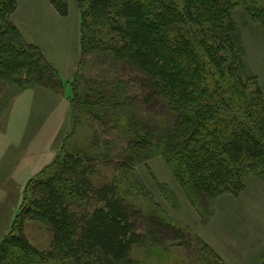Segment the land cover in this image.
<instances>
[{
	"label": "trees",
	"instance_id": "16d2710c",
	"mask_svg": "<svg viewBox=\"0 0 264 264\" xmlns=\"http://www.w3.org/2000/svg\"><path fill=\"white\" fill-rule=\"evenodd\" d=\"M50 1L68 14V0ZM17 6L0 0V112L37 84L63 90L41 48L12 22ZM240 6L264 30V0H86L81 49L89 70L72 88L71 114L92 140L86 148L62 144L45 175L31 180L19 216L46 224L51 247L37 248L20 226L0 243V264H141L136 252L169 236L192 246L200 264H228L200 237L137 205L121 176L162 153L208 204L240 192L247 173L264 175V94L257 78H244ZM97 164L120 178H100Z\"/></svg>",
	"mask_w": 264,
	"mask_h": 264
},
{
	"label": "rangeland",
	"instance_id": "374dc122",
	"mask_svg": "<svg viewBox=\"0 0 264 264\" xmlns=\"http://www.w3.org/2000/svg\"><path fill=\"white\" fill-rule=\"evenodd\" d=\"M85 3L68 0L69 12L62 15L50 0H18L11 15L25 39L37 44L58 71L63 90L37 84L17 93L0 112V243L23 226L37 248L51 247L52 233L46 224L19 216L31 180L45 175L43 170L59 157L62 144L68 149L74 148L73 144L90 146L89 128L77 120L74 123L71 114L72 88L81 85L80 77L89 70L82 62L81 49L80 8ZM235 19L244 78H257L249 82L250 90L256 81L264 94V30L243 6L235 10ZM97 167L100 178L121 176L120 171L113 173L115 168ZM133 167L132 177L122 175L121 179L131 182L133 199L146 212L164 216L183 235L191 232L197 242L200 237L228 264L264 263V175L259 171L247 173L240 192H227L203 204L193 188L182 184L162 153L147 156ZM167 238L136 252L141 264L201 263L192 246Z\"/></svg>",
	"mask_w": 264,
	"mask_h": 264
}]
</instances>
